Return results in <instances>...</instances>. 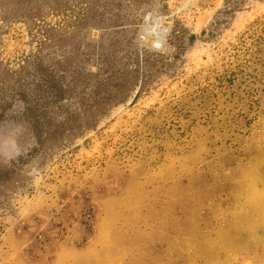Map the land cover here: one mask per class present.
Wrapping results in <instances>:
<instances>
[{
    "label": "rangeland",
    "instance_id": "obj_1",
    "mask_svg": "<svg viewBox=\"0 0 264 264\" xmlns=\"http://www.w3.org/2000/svg\"><path fill=\"white\" fill-rule=\"evenodd\" d=\"M263 257L264 0H0V264Z\"/></svg>",
    "mask_w": 264,
    "mask_h": 264
},
{
    "label": "trees",
    "instance_id": "obj_2",
    "mask_svg": "<svg viewBox=\"0 0 264 264\" xmlns=\"http://www.w3.org/2000/svg\"><path fill=\"white\" fill-rule=\"evenodd\" d=\"M29 2H31L32 0H28ZM7 4V3H6ZM5 4V5H6ZM118 74H119V78H123V80H126V82H127V80H131V79H133V77L135 76V74H137V72H135V71H130V72H128L127 70L126 71H116ZM127 72V73H126ZM143 74V76L145 77L146 75H147V72H144V73H142ZM141 74V75H142ZM115 79H118L117 77H115Z\"/></svg>",
    "mask_w": 264,
    "mask_h": 264
},
{
    "label": "crops",
    "instance_id": "obj_3",
    "mask_svg": "<svg viewBox=\"0 0 264 264\" xmlns=\"http://www.w3.org/2000/svg\"><path fill=\"white\" fill-rule=\"evenodd\" d=\"M264 258V257H263ZM256 262V261H255ZM255 262H247L246 264H254ZM258 264H264V259L262 261H258Z\"/></svg>",
    "mask_w": 264,
    "mask_h": 264
}]
</instances>
